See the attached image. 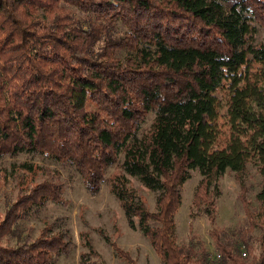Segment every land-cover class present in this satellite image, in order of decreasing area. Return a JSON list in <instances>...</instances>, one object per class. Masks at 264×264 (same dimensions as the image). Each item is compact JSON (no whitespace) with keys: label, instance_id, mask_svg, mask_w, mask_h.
Returning <instances> with one entry per match:
<instances>
[{"label":"trees","instance_id":"1","mask_svg":"<svg viewBox=\"0 0 264 264\" xmlns=\"http://www.w3.org/2000/svg\"><path fill=\"white\" fill-rule=\"evenodd\" d=\"M19 154L73 166L92 195L106 182L163 264H264V0H0V159ZM195 170L188 216L206 217L216 258L195 234L177 243ZM226 172L247 218L237 242L215 226ZM129 178L155 194L154 211ZM49 201H62L55 182L18 190L0 219V264H52L74 248L67 229L33 237L19 223ZM86 247L80 264H95Z\"/></svg>","mask_w":264,"mask_h":264},{"label":"rangeland","instance_id":"2","mask_svg":"<svg viewBox=\"0 0 264 264\" xmlns=\"http://www.w3.org/2000/svg\"><path fill=\"white\" fill-rule=\"evenodd\" d=\"M79 15V13H77ZM151 120L148 116L144 126ZM122 156H120V162ZM32 165L28 170L21 165ZM119 166L108 169L106 177L118 173ZM132 186L146 202L150 211L155 210V194L144 189L139 183L129 178ZM200 179L198 171L191 172V178L183 185L182 202L175 215L176 237L178 244H187L191 234L197 235L210 254L216 258L214 243L208 233L211 225L203 215L189 219V210L193 191ZM43 180L57 183L61 187V203L47 202L43 206L33 208L29 216L20 221L33 237L47 227L51 233L61 229L69 230L74 248L68 254L53 255L52 264H80L81 255L87 254L86 240L93 247L94 255L90 260L95 264H129L119 258L111 243L128 253L135 264H163L150 246L147 238L139 229L128 227L120 203L110 193L109 186L104 182L98 193L92 195L84 187L80 175L71 165L54 163L37 155L19 154L5 156L0 159V219L5 207L15 198L19 189H27ZM245 184L249 188L248 199L255 207L254 195L259 189L260 176L255 168L248 166ZM221 195L218 198V212L215 226L225 231L237 242V232L247 227V218L239 201L240 189L233 174L226 172L218 181ZM191 221L192 232L188 225ZM255 237L258 233L254 231ZM106 236L109 241L105 240ZM14 240L10 241L12 244ZM255 252L258 250L254 242ZM244 255V250L242 249Z\"/></svg>","mask_w":264,"mask_h":264}]
</instances>
